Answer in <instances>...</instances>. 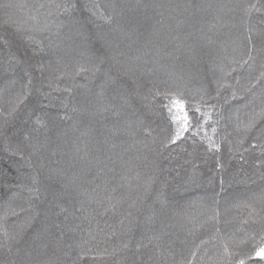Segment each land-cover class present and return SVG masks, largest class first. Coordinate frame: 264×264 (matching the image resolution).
Returning a JSON list of instances; mask_svg holds the SVG:
<instances>
[{
  "label": "trees",
  "instance_id": "16d2710c",
  "mask_svg": "<svg viewBox=\"0 0 264 264\" xmlns=\"http://www.w3.org/2000/svg\"><path fill=\"white\" fill-rule=\"evenodd\" d=\"M173 97L200 109L174 144ZM260 247L264 0H0V264Z\"/></svg>",
  "mask_w": 264,
  "mask_h": 264
},
{
  "label": "snow or ice",
  "instance_id": "6c2138e0",
  "mask_svg": "<svg viewBox=\"0 0 264 264\" xmlns=\"http://www.w3.org/2000/svg\"><path fill=\"white\" fill-rule=\"evenodd\" d=\"M110 20V18H107ZM170 118L172 123L176 126V132L174 137L171 139L170 143H176L181 136L188 132L190 129L199 126V118L194 115V113H199L200 109L194 108L192 110L193 114L189 113V110L186 107V103L183 99L178 97H173L170 100V106L168 107ZM195 135V133H193ZM255 255L264 259V247H260ZM240 264H244V261L241 260Z\"/></svg>",
  "mask_w": 264,
  "mask_h": 264
}]
</instances>
